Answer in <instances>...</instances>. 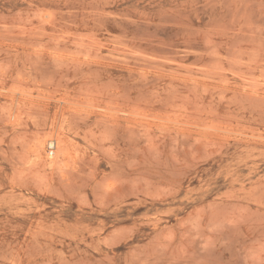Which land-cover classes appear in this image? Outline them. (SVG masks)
Segmentation results:
<instances>
[{
  "label": "rangeland",
  "instance_id": "1",
  "mask_svg": "<svg viewBox=\"0 0 264 264\" xmlns=\"http://www.w3.org/2000/svg\"><path fill=\"white\" fill-rule=\"evenodd\" d=\"M0 264H264V0H0Z\"/></svg>",
  "mask_w": 264,
  "mask_h": 264
},
{
  "label": "bare ground",
  "instance_id": "2",
  "mask_svg": "<svg viewBox=\"0 0 264 264\" xmlns=\"http://www.w3.org/2000/svg\"><path fill=\"white\" fill-rule=\"evenodd\" d=\"M52 145V143H50V146Z\"/></svg>",
  "mask_w": 264,
  "mask_h": 264
}]
</instances>
